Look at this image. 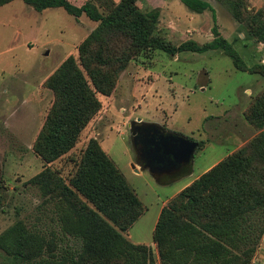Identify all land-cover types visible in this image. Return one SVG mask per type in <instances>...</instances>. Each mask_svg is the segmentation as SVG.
<instances>
[{
    "label": "rangeland",
    "instance_id": "rangeland-1",
    "mask_svg": "<svg viewBox=\"0 0 264 264\" xmlns=\"http://www.w3.org/2000/svg\"><path fill=\"white\" fill-rule=\"evenodd\" d=\"M72 1L81 4L85 0ZM207 1L215 10L220 33L244 61L248 65L264 62V43L234 20L226 4ZM244 3L248 13L261 10L264 14V0ZM136 4L144 12L159 9L156 32L175 44L186 39L203 43L212 38L210 9L195 12L180 0H137ZM96 24L85 14L74 16L62 7L37 11L22 0L0 6V232L23 220L44 233L55 251L72 247L75 242L62 227L77 225L79 203L60 193L45 194L28 179L49 165L69 184L87 142L95 138L145 207L124 236L146 244L154 264H161L152 231L162 206L201 173L264 131L246 115L250 103L264 90V75L236 69L219 49L175 55L159 49L140 51L119 72L112 92L97 94L101 108L75 145L45 163L33 150L54 98L43 82L69 55L78 58L80 42ZM138 120L203 141L195 151L192 171L160 183L148 169H141L131 140V125ZM0 264L17 262L0 250ZM249 264H264V234Z\"/></svg>",
    "mask_w": 264,
    "mask_h": 264
},
{
    "label": "trees",
    "instance_id": "trees-1",
    "mask_svg": "<svg viewBox=\"0 0 264 264\" xmlns=\"http://www.w3.org/2000/svg\"><path fill=\"white\" fill-rule=\"evenodd\" d=\"M12 0H0V6ZM37 11L62 7L97 22L80 42L78 58L69 55L45 79L54 98L33 143L51 163L68 152L100 110L97 94L109 95L132 56L147 49L170 55L182 51L221 50L241 71L264 75V62L248 65L219 31L207 0H180L190 10L210 9L212 38L173 43L156 32L159 9L142 11L137 0H22ZM248 33L264 43V14L248 13L244 0H218ZM247 118L264 127V90L247 109ZM203 141H199V147ZM198 147V148H199ZM197 148V149H198ZM45 194L73 197L80 205L77 225L62 231L72 247L55 251L46 235L17 220L0 232V250L17 264H154L151 249L123 234L145 207L124 174L95 138L82 151L75 173L65 184L49 165L28 179ZM81 195L93 208L80 201ZM1 202V201H0ZM264 234V131L228 154L179 190L159 212L152 231L161 264H249ZM49 245H52L49 246ZM58 252V253H56Z\"/></svg>",
    "mask_w": 264,
    "mask_h": 264
},
{
    "label": "water",
    "instance_id": "water-1",
    "mask_svg": "<svg viewBox=\"0 0 264 264\" xmlns=\"http://www.w3.org/2000/svg\"><path fill=\"white\" fill-rule=\"evenodd\" d=\"M136 122L131 125V140L136 164L141 169H148L160 183L192 171L198 141L167 131L157 124Z\"/></svg>",
    "mask_w": 264,
    "mask_h": 264
},
{
    "label": "crops",
    "instance_id": "crops-1",
    "mask_svg": "<svg viewBox=\"0 0 264 264\" xmlns=\"http://www.w3.org/2000/svg\"><path fill=\"white\" fill-rule=\"evenodd\" d=\"M190 183V182H189Z\"/></svg>",
    "mask_w": 264,
    "mask_h": 264
}]
</instances>
